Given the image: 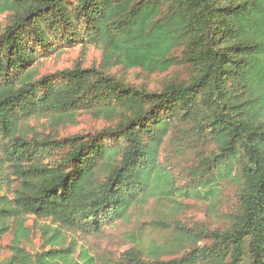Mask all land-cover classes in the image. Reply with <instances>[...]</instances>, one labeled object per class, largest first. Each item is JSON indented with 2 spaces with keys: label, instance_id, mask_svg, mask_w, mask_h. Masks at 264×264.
<instances>
[{
  "label": "trees",
  "instance_id": "16d2710c",
  "mask_svg": "<svg viewBox=\"0 0 264 264\" xmlns=\"http://www.w3.org/2000/svg\"><path fill=\"white\" fill-rule=\"evenodd\" d=\"M0 13V264H264V0H0ZM75 45L98 65L41 71ZM131 70L166 75L151 88ZM83 114L102 127L58 135ZM153 196L170 211L197 198L217 224L154 219L171 235L129 234L117 257L66 239Z\"/></svg>",
  "mask_w": 264,
  "mask_h": 264
},
{
  "label": "rangeland",
  "instance_id": "374dc122",
  "mask_svg": "<svg viewBox=\"0 0 264 264\" xmlns=\"http://www.w3.org/2000/svg\"><path fill=\"white\" fill-rule=\"evenodd\" d=\"M4 20L5 14L0 13V26L3 25ZM99 60L100 53L94 47L82 48L79 45L73 47L66 46L62 47L60 53H52L45 57L40 67L43 73H52L57 70L71 67L76 62L82 63L84 67L96 66ZM114 69L117 70V67ZM173 73L181 76L182 69L175 68L172 71V74ZM165 75L166 73L147 75L137 70L127 72V77L131 82L136 84L144 82L151 88L157 87ZM43 122V120L32 121L33 124H40L38 126L39 129L48 132V123ZM102 125V122L92 119L87 114H83L78 117L75 124L63 127L57 130V133L59 136H65L72 133L89 132L101 128ZM182 182L183 180H180L177 183L181 184ZM179 198L183 200L184 204L170 211L167 210L169 207L168 203L166 208L162 209L159 206L157 197H150L144 203L133 209V214L129 221L106 226L100 234L88 235L86 237L73 233H65L66 239L74 240L78 249H88L91 253L97 254L108 253L109 257H117L119 253L133 245L127 236L129 234H132L136 240L137 237H141L144 245H147L150 240L162 242L171 235L169 234V230L159 229L157 226L155 227V223L153 224L154 219L173 226L180 224L193 226V223H198L200 220H208L212 224H215L218 220V216L208 210L201 200L192 196H180ZM221 199L222 210H230L234 206V189L231 186L225 188ZM219 217L222 216L219 215ZM172 221L175 222L173 223ZM32 223L33 221L29 220V224ZM40 223L43 222L41 221ZM37 233L38 228L34 229L30 241L25 244L26 248L31 252L40 249L42 245L41 239ZM9 238L10 237H5V239H3V244H6ZM78 249L76 250V255L79 251Z\"/></svg>",
  "mask_w": 264,
  "mask_h": 264
}]
</instances>
